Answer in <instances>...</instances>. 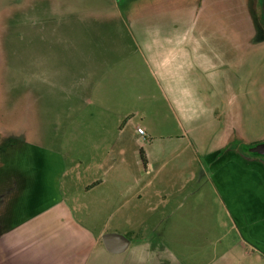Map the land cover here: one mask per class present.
<instances>
[{
    "label": "crops",
    "instance_id": "crops-1",
    "mask_svg": "<svg viewBox=\"0 0 264 264\" xmlns=\"http://www.w3.org/2000/svg\"><path fill=\"white\" fill-rule=\"evenodd\" d=\"M123 1L124 16L114 12L120 0H95L81 12L83 30L89 16L99 25L120 19L131 44L124 62L97 73V85L88 74L97 98L72 93L73 105L101 113L102 128L91 132L104 138L96 150L69 162L40 127L0 128V264H251L264 256V157L244 148L264 137L259 118L228 108L235 74L264 55L252 16L259 8L264 27V0H175L180 11L168 8L171 0ZM69 2L71 15L84 8ZM237 3L242 18L239 8L232 14ZM225 5L232 10L219 11ZM218 23L240 29L231 38ZM133 116L141 122L130 134L121 126ZM132 138L140 159L134 150L139 160L129 162ZM107 234L129 240L127 250L107 251Z\"/></svg>",
    "mask_w": 264,
    "mask_h": 264
},
{
    "label": "rangeland",
    "instance_id": "rangeland-1",
    "mask_svg": "<svg viewBox=\"0 0 264 264\" xmlns=\"http://www.w3.org/2000/svg\"><path fill=\"white\" fill-rule=\"evenodd\" d=\"M34 1L0 0V128H17L23 133L29 131L34 134L40 127L44 142L48 140L50 144L63 149L70 159L69 162L81 159L83 161L89 146L96 150L95 146L104 139L97 133H91L102 128V118L97 105H73L72 93L79 92L80 99L99 96L96 87L95 90L87 89L85 80L88 81L90 74L89 80L97 85V73L103 69L106 71L110 64L125 61L131 45L130 41L126 40L129 37L128 31L120 19H107L105 24L99 25L93 24L91 16L88 17L89 21L83 30L81 12L95 5L92 3L95 0H72L74 5L84 7L76 9L78 13L74 15H71V10L67 8L71 4L69 0H37V3L41 4L40 9L34 8ZM149 1L151 0H147ZM174 1L171 0L168 8L171 6L173 11H180L181 1ZM255 1L257 0H252V3ZM133 3L140 5L137 0ZM239 4L233 8L232 14L235 17L238 8L240 9ZM119 7L120 11H113L118 17L124 16L123 0H120ZM221 9L227 12L232 10H229L227 5L219 8V11ZM45 11L50 12L52 18L41 21V26L38 20L40 17L42 19ZM102 11L103 15L111 14L108 9ZM239 13L242 18L241 9ZM87 15L86 12L85 16ZM138 17L145 18L146 15L141 13ZM87 26L90 27V32ZM237 28L240 29V26L231 25L229 28L218 23V32H225L231 38V33ZM37 29L38 35L42 33V36L35 39ZM263 39L264 34L257 32L254 42H263ZM253 62L252 67L244 68L240 74H235L240 84L236 81L234 94L229 95L231 106L228 111L229 114L240 111L244 116L259 118L260 136L264 137V55L260 53L253 58ZM128 78L133 80L130 70ZM121 82H124V77ZM119 86L121 96H128L129 88L120 84ZM77 100L79 99H74V102ZM237 121L241 123L239 118L234 120V123ZM140 122L139 116H133L125 121L121 128L132 134L135 131L133 125L137 126ZM152 122L155 123L154 119ZM111 123L112 126H107L108 129L115 127V123ZM228 123L232 124V121ZM261 141L257 146L244 149L252 154V149L264 144V138ZM139 145L136 139H131L130 151L123 154L127 161L140 159ZM134 150H137L139 159L133 156ZM92 154L94 157L98 156V153ZM124 171L127 170H119ZM78 220L85 223L86 218ZM118 220L120 222L121 218ZM117 226L118 224L112 222L109 229ZM251 264H264V256L252 257Z\"/></svg>",
    "mask_w": 264,
    "mask_h": 264
},
{
    "label": "water",
    "instance_id": "water-1",
    "mask_svg": "<svg viewBox=\"0 0 264 264\" xmlns=\"http://www.w3.org/2000/svg\"><path fill=\"white\" fill-rule=\"evenodd\" d=\"M253 153L264 155V144L251 150ZM107 251L113 254H120L127 250L129 247V240L125 237L115 234H107L103 238Z\"/></svg>",
    "mask_w": 264,
    "mask_h": 264
},
{
    "label": "trees",
    "instance_id": "trees-1",
    "mask_svg": "<svg viewBox=\"0 0 264 264\" xmlns=\"http://www.w3.org/2000/svg\"><path fill=\"white\" fill-rule=\"evenodd\" d=\"M251 1V6H252V0ZM252 16L254 18V21H255V25H256V30L257 32L260 34V33H263L264 34V27L263 25L260 24V20L258 18V16L252 11ZM251 155H254V156H258V154H251Z\"/></svg>",
    "mask_w": 264,
    "mask_h": 264
},
{
    "label": "built area",
    "instance_id": "built-area-1",
    "mask_svg": "<svg viewBox=\"0 0 264 264\" xmlns=\"http://www.w3.org/2000/svg\"><path fill=\"white\" fill-rule=\"evenodd\" d=\"M137 132H138V134L141 135V136H144V135H145V131H144V129H142V128H140V127L137 128Z\"/></svg>",
    "mask_w": 264,
    "mask_h": 264
},
{
    "label": "flooded vegetation",
    "instance_id": "flooded-vegetation-1",
    "mask_svg": "<svg viewBox=\"0 0 264 264\" xmlns=\"http://www.w3.org/2000/svg\"><path fill=\"white\" fill-rule=\"evenodd\" d=\"M264 157V155H262Z\"/></svg>",
    "mask_w": 264,
    "mask_h": 264
}]
</instances>
